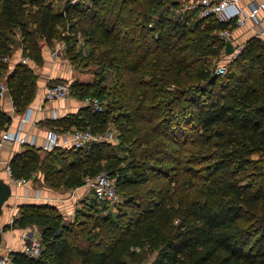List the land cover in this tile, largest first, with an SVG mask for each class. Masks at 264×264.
<instances>
[{
  "label": "trees",
  "instance_id": "trees-1",
  "mask_svg": "<svg viewBox=\"0 0 264 264\" xmlns=\"http://www.w3.org/2000/svg\"><path fill=\"white\" fill-rule=\"evenodd\" d=\"M184 4L67 0L57 11L49 0H0V82L15 112L34 99L37 74L22 62L8 72L3 58L19 42L24 56L41 59L37 39L52 44L68 21L89 43L86 57L119 82L110 98L103 77L71 82L78 100L108 103L100 112L82 107L49 122L60 132L111 126L119 144L102 140L44 153L25 144L9 160L11 177L28 180L40 171L50 187L72 189L104 172L125 201L93 200L90 208L127 209L97 214L78 229L76 241L75 221L64 224L54 206L21 204L10 227L37 225L41 250L37 256L11 252L13 264H264V169L253 158L264 152V41L249 37L230 59L219 32L235 28L234 21L182 11ZM64 39L75 61L74 40ZM223 55L230 60L217 73L215 61ZM10 120L0 112L1 127Z\"/></svg>",
  "mask_w": 264,
  "mask_h": 264
},
{
  "label": "built area",
  "instance_id": "built-area-1",
  "mask_svg": "<svg viewBox=\"0 0 264 264\" xmlns=\"http://www.w3.org/2000/svg\"><path fill=\"white\" fill-rule=\"evenodd\" d=\"M185 4L182 11L196 8L200 17L214 15L218 20L223 22L234 21L235 26H243L248 21L258 26L255 36L260 38L264 35V0H259L246 8H240L241 0H182ZM219 36L224 41H230L234 47L233 52L229 55L232 59L241 51L244 43H234L231 30L223 29L219 32ZM62 48L56 47L51 51V57L57 58L62 55ZM4 61H9V57L5 56ZM22 63H28L29 58L22 56ZM217 73H225L226 65H220L215 70ZM7 92V85L4 81L0 82V97ZM76 98L72 94L71 82L60 81L54 84L47 85L44 91V99L50 102L64 101L69 98ZM83 107H89L93 112H100L105 108V101L99 100L97 97H86L81 100ZM27 113H29L27 115ZM31 108L27 107L24 117L20 124L30 120ZM21 129L15 132H5L2 136L4 142L16 141L20 145H34L42 151H51L55 148H86L93 142L102 140L117 142V131L113 127L107 128L104 132H93L90 129H82L73 127L70 130L57 132L49 130L43 143L38 146L36 138L33 135L21 133ZM7 174L13 184H22L27 182L26 179H13L10 175L9 165L6 166ZM84 188L83 198L96 200L97 202L109 201L117 203L121 201L120 195L116 190L114 178L108 174L101 172L93 177L85 179V183L80 186ZM78 188V187H77ZM14 216L10 218V225L13 222ZM21 238L25 241L22 252L27 256H37L41 250V242L39 235H35L33 231H25ZM11 252L5 251L0 255V264H13L11 260Z\"/></svg>",
  "mask_w": 264,
  "mask_h": 264
},
{
  "label": "crops",
  "instance_id": "crops-1",
  "mask_svg": "<svg viewBox=\"0 0 264 264\" xmlns=\"http://www.w3.org/2000/svg\"><path fill=\"white\" fill-rule=\"evenodd\" d=\"M53 1L55 0H49V3L52 5V7H54ZM257 1L259 0H241L239 3V7L246 9L250 5V3H254ZM257 29L258 26L253 24L251 21H248L243 26H236L235 28L231 29V34L234 43H244L249 37L255 36ZM260 39L264 41V35H262ZM41 49L45 65L40 67L30 62L27 63L34 69V72L37 74L36 94L31 103L27 106L31 108L30 120L20 124L21 119L25 115L27 107L24 109L23 112L17 113L15 112L11 97L8 92H5L4 95L0 97V112L6 113L11 118L10 122L4 127L0 126V168H5V171L10 158L17 152L21 151L24 147L16 141L4 142L2 140V136L5 132H15L21 129V133L33 135L36 138V143L38 144V146H40L43 143L44 137L49 130L52 129L57 132H60L57 129L61 127L49 124L50 121L54 119H60L64 116H68L71 114H75L80 111L83 107L81 100H78L77 98L73 97L64 101H46L44 99V91L46 86L60 82L61 80L68 82L78 80V82L82 83H91L93 81V78H89V76H87V74L85 73L73 74L72 71H68V68L65 69V67L62 66L63 62L60 61L61 56L57 58L51 57L50 54L52 50L46 51V46L44 48L43 45ZM22 56V49L18 48L13 50L12 55L9 57L10 68L8 72L11 71L14 64L20 62ZM28 114L29 113H27V115ZM40 152L44 153L46 151L41 150ZM4 173V171L0 170V179L11 184L12 194L8 198V204L10 203L9 209L6 213H4L6 217L3 218V214L0 215V228H2L1 232L3 237V243L2 246H0V255L8 250L9 252H22L25 241L22 240L21 235L23 232L30 230L28 228H20L18 230H13V228L10 227L9 223L10 217L15 216L17 214V212L19 211L18 205L21 203L22 200L25 201L29 198L33 199L34 196H42L41 189H44L45 187L39 185L40 187L33 188V182L36 184H46L43 180V175L40 171L34 172L31 178H29L27 182L22 184H13L7 174V171L6 176L8 177H4ZM15 190H18V193L15 192ZM69 192V197L61 199L62 201H60L59 198H54L55 201H59L57 205H62L61 203H63V207L69 208L71 204H78L79 201H81L80 197H83L84 188L78 187L70 189ZM35 235L38 236L39 234L35 232Z\"/></svg>",
  "mask_w": 264,
  "mask_h": 264
},
{
  "label": "rangeland",
  "instance_id": "rangeland-1",
  "mask_svg": "<svg viewBox=\"0 0 264 264\" xmlns=\"http://www.w3.org/2000/svg\"><path fill=\"white\" fill-rule=\"evenodd\" d=\"M76 1H78V0H70V3H74ZM80 1H84L86 5L90 4V0H80ZM53 2H54L53 10L60 11L61 8H64V4L67 2V0H55ZM72 21H74V19H72ZM69 23L70 22L68 21L64 25H61L58 27V35L52 40V44H47V43H45V41H40L41 39H37V41H38L37 43H39V46H41V48L43 45H44V48L46 46V51H50L56 47H61L63 53L60 57V61L63 62L62 66H64L65 69L68 68V71H72L73 74L85 73V74H87V76H89V78L90 77L93 78V81L98 80V78H100V77H103L104 78L103 84H105L107 91L109 93L108 98L114 96L115 84H117V83L119 84V82H117L118 79L116 77H114L113 71L108 70V69H102L101 66L97 65L92 60H90L86 57L88 55L89 50H90V45H89V43L86 42V40L81 36V34L79 32L68 29ZM66 36H68V37H70V39L74 40L75 50L78 51V53H79L75 61L73 59L71 60L70 57L67 55L66 43H65V39H64V37H66ZM16 40H18V39H16ZM12 48H13V50H15L18 48L21 49L22 47H21V44L19 42H17L16 44L13 45ZM40 54H41V59L35 61L34 59L31 58V59H29V62L33 63L37 66H40V67L44 66L45 64H44V58L42 55V49L40 50ZM215 60H216L215 58L212 59L213 62ZM228 60H230V59L226 58L223 55L219 60L215 61V64L217 63V66H219L221 64L226 63ZM8 65H9L8 66V70H9V68H10L9 61H8ZM81 76H79V77H81ZM76 81H78V80H76ZM108 100L109 99L105 100V104H106V102L108 103ZM118 142L119 141L115 142V144L116 145L119 144ZM114 150L119 155H122L125 157L128 156V154L124 150H120V146H116ZM86 152L87 151H83V153H86ZM253 158L254 159L260 158L261 164L263 165V169H264V152L259 153V154H254ZM148 163H151V161H148ZM0 170L5 172L4 177H8V176H6L5 168H0ZM119 173L122 174L121 171ZM39 185L44 186L46 188V189L45 188L41 189L42 190V193H41L42 196L39 195L40 197L34 196L33 199L29 198L25 201L22 200L21 203L18 205L19 211L17 212V214L14 217L16 218L20 215V212L22 210L21 204H27V203H29V204L35 203V204H39V205L40 204H47L48 207L50 205H52L55 207L54 209L57 211L58 215L60 216V219L62 220V222L64 224L71 225L72 224L71 222L75 221L74 225H72V228L74 231L73 234H74V238L76 239V241H79V238H76V234H75L78 232V229L80 228L82 230L85 225L90 226V221L93 218H95L96 216H98L97 214L102 215V214L110 213L112 216H115L116 214L121 213L122 210H127L121 204L115 205V206L108 204L109 206L107 208H105L103 211L102 205H101V203H99V206H98L99 209H97V212H95L93 210V208H90V207L94 206V205L90 204L93 202V200L86 199L83 197L82 198L80 197L81 201H79L78 204H71V206H69V208L63 207L62 206L63 203H61L62 205H57L59 201H55L54 198H59L60 201H62L61 199L68 198L70 195V192H69L70 189H66L64 187L53 188L47 184H43V183L42 184H36L34 182L32 184V187L38 188V187H40ZM72 189H74V188H72ZM15 192L18 193V190H15ZM120 198H121V201L122 200H123V202L125 201L126 195L124 192H120ZM8 200L6 201V203L3 206V213H1V214H3V218L6 217L4 215V213H6L8 211L9 206H10L9 205L10 203L8 204ZM11 202H12V199H11ZM76 210L81 212L79 214V216L76 215V212H78ZM80 220H81V223H78ZM9 223H10V221H9ZM26 228H28L30 231H34V232H37L39 234V227L37 225L32 224V225L27 226ZM16 229L18 230L20 228H17V227L13 228V230H16Z\"/></svg>",
  "mask_w": 264,
  "mask_h": 264
},
{
  "label": "water",
  "instance_id": "water-1",
  "mask_svg": "<svg viewBox=\"0 0 264 264\" xmlns=\"http://www.w3.org/2000/svg\"><path fill=\"white\" fill-rule=\"evenodd\" d=\"M233 45L230 41H227L225 44L224 53L226 55H230L233 52ZM12 194V186L9 182H6L2 179H0V215L2 213L3 205L6 203L8 198ZM2 228H0V246H2L3 243V237H2Z\"/></svg>",
  "mask_w": 264,
  "mask_h": 264
}]
</instances>
